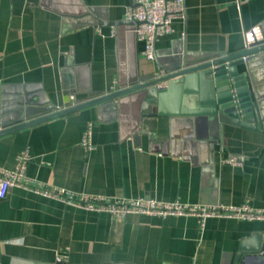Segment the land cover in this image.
I'll return each mask as SVG.
<instances>
[{"label":"crops","instance_id":"obj_1","mask_svg":"<svg viewBox=\"0 0 264 264\" xmlns=\"http://www.w3.org/2000/svg\"><path fill=\"white\" fill-rule=\"evenodd\" d=\"M131 1L138 0H0L1 126H11L26 107L18 102L40 110L32 120L67 106L71 94L84 103L156 71L154 61L143 60L135 26L97 25L100 19L124 20ZM183 3L184 18L155 44L159 64L169 51L205 58L235 54L243 48V32L264 22V0ZM253 74L264 94V64ZM114 104L1 135L0 167L13 170L25 152L26 176L47 188L112 200L264 210L261 135L224 125L222 147L206 151L184 143L186 131L177 124L178 144L167 147L168 118H142L133 100ZM88 124L94 150L86 153L80 137ZM232 157L238 166L225 162ZM257 236L258 245L252 241ZM259 243L242 264H264V221L209 218L201 226L195 217L144 215L116 221L22 188H9L0 198V264H233L241 247Z\"/></svg>","mask_w":264,"mask_h":264},{"label":"water","instance_id":"obj_2","mask_svg":"<svg viewBox=\"0 0 264 264\" xmlns=\"http://www.w3.org/2000/svg\"><path fill=\"white\" fill-rule=\"evenodd\" d=\"M131 7L137 3L132 1ZM97 25L103 27L132 25L137 28L139 22L134 20L105 21L98 20ZM259 40L242 48L235 54L215 57H194L185 52H167L158 63L156 53L154 72L142 73L129 86L104 94L87 102L46 114L29 120L40 110L30 107V103L18 102L19 106L11 125H3L1 135L18 131L25 127L53 119L64 114L97 104L112 105L117 101L120 106L128 100L139 102L142 118L169 119L168 139L162 145L173 147L178 144L174 126L186 131L182 137L184 143L204 148L223 145L224 125L257 133L264 138V94L258 92L254 80L256 65L264 64V22L259 26ZM244 66V71L239 67ZM263 98V99H262ZM46 109V108H45ZM43 108V112L47 111ZM154 110V112H149ZM27 120L26 122H22ZM258 245L262 236L253 238ZM253 249L241 247L238 259L233 264H242L243 258L250 255L246 252H258L259 246Z\"/></svg>","mask_w":264,"mask_h":264},{"label":"built area","instance_id":"obj_3","mask_svg":"<svg viewBox=\"0 0 264 264\" xmlns=\"http://www.w3.org/2000/svg\"><path fill=\"white\" fill-rule=\"evenodd\" d=\"M184 18L183 0H138L135 7L128 6L124 11L125 20L139 22L135 29L137 41L142 44L141 55L145 62L154 61L155 44L163 36L173 32L175 20ZM183 38V35H181ZM260 30L255 26L243 32V48L259 40ZM73 94L68 97V105L55 106L54 112L81 104ZM3 127L0 124V132ZM80 146L89 153L94 150L91 139V128L88 124L80 137ZM29 158L25 152L16 157L13 170L0 167V198L9 188H22L44 198H51L62 204L85 211L106 213L116 221H123L130 215L152 217H195L202 226L209 218L237 219L243 221H264V210H256L248 204L238 207L201 204H184L179 201L162 202L146 198H122L112 200L93 196L83 192H69L61 188H47L41 182L30 179L25 174ZM226 163L239 165L235 157L225 160Z\"/></svg>","mask_w":264,"mask_h":264}]
</instances>
